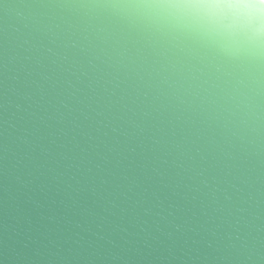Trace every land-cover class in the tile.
I'll return each instance as SVG.
<instances>
[{"label":"clouds","instance_id":"obj_1","mask_svg":"<svg viewBox=\"0 0 264 264\" xmlns=\"http://www.w3.org/2000/svg\"><path fill=\"white\" fill-rule=\"evenodd\" d=\"M0 264H264V0H0Z\"/></svg>","mask_w":264,"mask_h":264}]
</instances>
